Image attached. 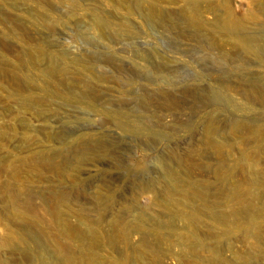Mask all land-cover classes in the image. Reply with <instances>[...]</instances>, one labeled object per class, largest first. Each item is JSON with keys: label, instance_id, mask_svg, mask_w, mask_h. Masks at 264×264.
Segmentation results:
<instances>
[{"label": "rangeland", "instance_id": "rangeland-1", "mask_svg": "<svg viewBox=\"0 0 264 264\" xmlns=\"http://www.w3.org/2000/svg\"><path fill=\"white\" fill-rule=\"evenodd\" d=\"M263 183L264 0H0V264H264Z\"/></svg>", "mask_w": 264, "mask_h": 264}, {"label": "bare ground", "instance_id": "bare-ground-1", "mask_svg": "<svg viewBox=\"0 0 264 264\" xmlns=\"http://www.w3.org/2000/svg\"><path fill=\"white\" fill-rule=\"evenodd\" d=\"M191 13V12H190ZM199 14V13H198ZM256 14V13H255ZM192 16H194L195 17V15H194V13H192ZM226 16V15H225ZM249 16V18H251L252 19V17H255V15H254V12H252V11H250V12H248L247 13V15H246V17H248ZM222 19V18H221ZM222 21H224V29L226 30V32H228V33H230V34H232V36L233 35H235L238 39L236 40V42L237 43H239V41H240V38L239 37H241V36H239V35H241V33H243L242 31L244 30V29H242V27H241V24L240 23H242L241 22V20L240 19H238V17H235L233 14H231L229 11L227 12V16H226V18L225 19H223ZM193 23V22H192ZM197 23V22H196ZM191 24V23H190ZM100 25H102V24H100ZM194 25H197V24H194ZM199 25V24H198ZM197 25V26H198ZM223 26V25H222ZM223 28V27H222ZM231 36V35H230ZM234 37V36H233ZM241 42V41H240ZM243 42V41H242ZM241 44V43H240ZM246 49H248L249 50V48H246ZM252 50V49H251ZM259 55V54H258ZM225 103H227V104H229V105H232V106H234L235 108H238L239 106H237L236 104H235V101H234V104L235 105H233V103H231V101H227L226 100V102ZM238 103V102H237ZM241 108V107H240ZM247 108V107H246ZM242 109V108H241ZM233 125V124H232ZM232 128V127H231ZM239 128V124H237V126L235 125V127H233L232 128V132L234 133V132H236V130ZM248 155H246V157H247ZM248 158V157H247ZM239 169H242V170H247L248 169V165H247V162H246V164L245 163H243V164H241L240 163V165H239ZM248 178V177H247ZM172 179V178H171ZM249 181V180H248ZM253 180H250L249 182H247V184L248 183H251ZM169 183V182H168ZM244 183V182H243ZM264 184V183H263ZM262 184V185H263ZM194 186V185H193ZM264 186V185H263ZM246 187V186H245ZM244 186L242 187V188H239V192H238V196L240 197L241 196V198H242V196H243V198H244V196H247L249 193V191L247 190V187L245 188ZM169 191V190H168ZM167 191V192H168ZM165 192V191H164ZM170 192V191H169ZM197 196H201L202 195V192H199V191H195L194 192ZM242 198V199H243ZM191 201V200H190ZM245 201H246V199H245ZM245 203V202H244ZM250 206H252V203H251V205ZM239 207V206H238ZM247 213V212H246ZM55 214H56V217L58 218V216H59V210L56 208V211H55ZM195 215H192V217H194ZM23 218V217H22ZM24 219V218H23ZM224 220V219H223ZM226 220V219H225ZM59 221V220H58ZM197 222V221H196ZM231 223V222H230ZM194 224H196V223H194ZM242 226H251V224L248 222V223H243L240 227H241V229H242ZM224 227H226V226H224ZM234 227V226H233ZM88 228V227H87ZM232 228V227H231ZM73 229V227L71 226V225H69V224H67V223H63V232H65V233H67L68 235H69V233L71 232V230ZM243 230V229H242ZM218 232V231H217ZM240 232V233H239ZM83 232H81V234H82ZM223 233H238V234H241V231H239L238 230V228H233V229H231V230H229V231H222V233L221 232H219V233H217V235L219 234H223ZM13 234H16L14 231H10V233L8 234V238H10ZM86 235L88 236V238H90V239H92V238H95L96 237V234L93 232V231H91V230H88L87 232H86ZM242 235V234H241ZM16 237H15V239H18L20 236H18V235H15ZM82 236V235H81ZM240 236V235H239ZM70 238V237H69ZM87 238V237H86ZM88 241V240H87ZM89 243V242H88ZM90 247V246H89ZM85 253H87L86 251H85ZM72 254V253H71ZM70 254V255H71ZM88 254V253H87ZM69 257V256H68ZM75 257V256H74ZM65 258V257H64ZM67 258V257H66ZM78 257H76V259H77ZM68 259H72V260H74L72 257L71 258H68ZM68 259L66 260V259H63L62 260V263H65V262H68ZM83 259V257H81L80 256V258H79V261H81ZM75 261H77V260H75ZM85 261V260H84ZM92 261V260H91ZM70 262V261H69ZM84 263V262H83Z\"/></svg>", "mask_w": 264, "mask_h": 264}]
</instances>
